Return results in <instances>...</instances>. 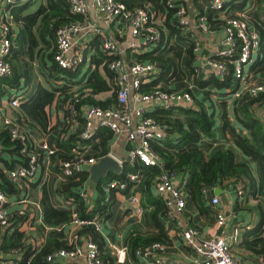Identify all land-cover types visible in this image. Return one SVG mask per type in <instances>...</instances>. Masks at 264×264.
<instances>
[{
    "label": "built area",
    "instance_id": "built-area-1",
    "mask_svg": "<svg viewBox=\"0 0 264 264\" xmlns=\"http://www.w3.org/2000/svg\"><path fill=\"white\" fill-rule=\"evenodd\" d=\"M17 1L0 0V16L1 14L7 16L8 14L3 11L4 8L15 4ZM67 1L69 2L70 11L80 16L81 19L63 25L57 30L55 62L61 69L77 70L80 66L84 67L86 64H89V68L95 69L96 66L93 63L91 64L92 52L88 49L84 39L90 35L97 36L101 50L114 57L110 60L108 68L115 77L116 84L112 86L114 88L110 91L111 94L116 92L117 107H103L90 102L83 106L84 124L76 127L78 123L74 122V126H72V133L78 131L81 139L73 148V153L76 156L74 159L64 161L60 172H53L50 168L51 155L56 154L58 151L56 143L50 145L49 141L44 139L52 133H42L38 130L29 133L24 127V119L20 117V114H18L19 119L2 115V126L9 129L12 139L21 142V153L26 158L25 163H21L10 170L5 169V175L10 181L18 185L21 194L24 185L32 182L40 168L48 163V170L54 175L53 190L66 202V209L74 210L75 207L72 202L67 201L57 192L59 184L79 172L89 171L92 165L100 160L94 156L95 146L100 141L95 137L98 130L109 129L114 136L125 133L131 145L130 156L133 161L138 163L139 168L126 174L124 179H111L106 184V189L109 192L115 189L127 190L130 185L141 187L147 174L143 168L157 167L161 172L154 180V187L157 195L162 198L167 207V215L169 218L172 216L174 219L175 212L181 213L186 209L188 194L183 188L182 179L165 169L162 157L151 146V141H159L167 136L168 126L149 113L160 108L168 111V116H175L172 111H177L181 107L197 109L199 97L194 92L197 88L196 83L192 77L188 85L182 89H169L157 85L149 91H142L141 87L147 77L158 75L161 68L160 64L156 61L127 63L124 59V53L127 51L146 52L148 48L156 46L164 36L166 37L165 17L161 21H157L153 12L146 6L129 5L125 0ZM231 1L211 0V6L215 10H223L224 13V7ZM177 2H180V0H167L166 9L173 7ZM92 11L95 12L94 16H91ZM248 13L249 11L246 9L234 16L224 15L225 37L222 40V49L217 53L216 58L209 60L206 64L218 79L224 81L229 75V67L225 60L227 61L229 57L235 56L236 52L239 51L231 61L233 65L232 77L233 80L237 78V84L234 88L230 86L219 90L218 97L224 99L225 96L223 95H226L231 101L238 102V106L244 97L255 98L259 100L260 105H255L254 108H261L264 111V79H256L251 73V66L256 60V55H258L261 37L257 30L250 27ZM177 15L179 24L185 31H188L191 25L185 5L178 7ZM114 24H120L122 31H128L121 43L106 31L107 27ZM197 28L204 33L215 31L208 24L206 15L198 19ZM12 29L13 26L10 23L0 21V78L9 77L13 74L12 64L8 61V57L14 51ZM193 40L198 43L197 38H193ZM194 49L198 51L199 47L195 46ZM249 64L251 66L247 71ZM87 75L85 73L82 79L85 80ZM61 76L56 85L58 87L63 84L70 85L65 80L66 75ZM81 87V91H79V87H73L75 101L82 102L84 99H93L95 95L88 89H83L85 88L84 84ZM10 89L16 91L15 95L11 97L10 106L17 109L19 113L20 104L24 100L22 95H18L19 91L22 90V86L19 85ZM63 107L64 124L61 130L70 122L65 110L70 111L71 118H74L78 113L74 104H64ZM52 126L54 124L49 123V128ZM41 135L44 136L40 138ZM199 144L207 152L210 146L215 149L230 146L218 123L216 124L215 135L203 134ZM32 148L45 153L43 166L39 161V156L33 152ZM122 172L123 169L120 173ZM89 176H91L90 173ZM89 181H91V178ZM235 189L239 200H242L245 197L243 187L237 185ZM214 190L215 188L205 189L203 192L205 200L213 206H217L220 203V198L214 193ZM18 194L10 195L0 188V244L2 235L12 229L11 221L15 216L24 218L21 230L25 234L26 223L33 222L35 219L30 211V208L35 210L32 198L29 195L19 196ZM81 195L86 200L85 194L81 193ZM109 200L110 195H106V201ZM254 201L257 202V200ZM127 202L136 216L144 212L145 208L137 191L131 192ZM15 204L20 206L14 208ZM87 205L90 208L94 207L93 203L87 202ZM235 205L231 207L229 213H226L222 208L217 210L215 222L217 230L224 229L229 219L234 223L231 229L226 230L221 235L215 234L214 236L205 237L199 228L193 226H188L183 230L184 243L192 249L199 264H264V255L256 261L243 262L234 254V246L239 243L242 229L249 230L253 225V220L241 219L244 216L235 211ZM99 215L97 214L94 220H82L74 212L72 223L67 228V238L71 243H75V247L71 250L62 249L51 253L46 257V260L53 264H59L63 260H83L85 264H103L98 245L89 238L77 234L81 226L88 224L94 225L102 233ZM40 217L42 219V216ZM49 228L52 230L51 227ZM105 240L116 264H164L163 255L167 251L166 243L156 241L144 244L136 250V259L130 255L129 246L114 245L111 241ZM27 241L31 243L28 238ZM15 254H19V251H16ZM2 264H6V262Z\"/></svg>",
    "mask_w": 264,
    "mask_h": 264
},
{
    "label": "trees",
    "instance_id": "trees-1",
    "mask_svg": "<svg viewBox=\"0 0 264 264\" xmlns=\"http://www.w3.org/2000/svg\"><path fill=\"white\" fill-rule=\"evenodd\" d=\"M129 5V0H125ZM138 5L154 1L163 2L167 7V0H137ZM236 1L233 5V13L243 12L247 8L249 0H233ZM238 1V2H237ZM184 5L182 0L175 3L173 7L167 8L165 11L166 31L168 34L167 46L164 49L157 50V55L146 53H135L137 61L143 62L148 59H157L165 63L164 74H170V77L175 79H184L187 72L174 61L173 57H182L183 47L187 46V60L186 67L188 72L195 74V83L198 88H207V94L210 95L214 90H223L233 84L231 79L233 75L232 59L237 56L229 57L227 61L229 67V75L221 81L216 75L209 70L207 79L197 77L194 65V47L195 43L192 34L185 31L179 24L177 15L178 7ZM136 6V5H134ZM219 13L222 10H217ZM218 13H214L217 17ZM233 15V16H234ZM18 19V17H17ZM81 19L80 16L70 11L69 2L67 0H47L41 5L37 12L30 14L24 18L30 26H35L40 22L39 30L40 36L44 42H48L45 29L48 31L49 38L56 44L57 30L63 25L69 24L75 20ZM248 22L251 28L260 33L261 41L258 51V56L251 66V73L257 79L258 75L264 73V0H254V9L248 13ZM33 46H35V37L32 34ZM165 36L163 37V39ZM32 46V49L34 48ZM56 47L53 52L49 54L50 58L54 59ZM99 53L94 58L95 69H91L87 78L78 79L77 75L81 71L61 69L56 65V70H59L58 76L66 75L65 80L68 84L61 86L53 85L52 87H45L39 85L35 94L28 100L21 102L19 107L20 117L24 119V127L29 133L36 130L42 133H52L55 127L49 128V123L52 122V106L57 99H62L64 104H74L77 115L71 118L70 111L65 110L66 115L70 118V122L64 129L60 131L56 138L57 153L51 155V170L53 172H60L62 163L67 160L75 158L73 148L77 142H80L79 132L72 133L74 122L78 126L84 124L83 106L87 103L101 105L103 107L116 104V92L102 101L84 99L82 102H76L74 99L73 87L85 85L92 94L104 93L110 91L114 87H110L107 78L114 83V74L109 70L108 65L110 60L114 57L106 54L103 50H98ZM17 66H14V75L7 78L12 84L19 83L20 72ZM154 83H157L156 81ZM148 84V83H147ZM73 86V87H71ZM152 85L142 87V91L150 90ZM116 95V96H115ZM89 100V101H88ZM199 108L181 107L177 111H172L175 116H168L169 112L163 109L155 111L153 116L161 120L168 126L167 136L159 141H151L152 148L162 157L165 169L174 173L183 181V188L186 193L193 199L195 204L200 209H204L205 203V189H213L216 187H224L230 185H241L244 189V198L237 199L235 211L243 216L244 212L256 211L259 216L257 225L244 233L242 242L234 246V254L240 261H256L259 257L264 255V120L259 114L258 110L254 109L255 105H260L259 100L250 97H244L241 101V112L239 109L235 110L237 121L242 124L243 128L238 129L232 122L227 112L221 114V128L225 134L226 139L230 143L229 147L218 148L211 153H208L200 144L201 136H214L216 132V115L210 112L203 102H199ZM98 136V137H97ZM100 141L95 146L94 156L101 159L108 156L110 153V146L114 139V134L109 129H100L95 136ZM22 144L19 140H14L11 137L8 128L0 126V151L2 153L10 154V159L0 156V188L10 195L19 193L18 185L10 181L5 175V169L10 170L14 168L17 163H25L26 158L21 153ZM33 152L39 156V161L43 166L45 153L36 148H32ZM139 168L136 166L135 169ZM146 174L144 179V189L147 195L149 204L154 205L152 211V221L159 229L157 235L133 236L129 242L130 255L136 258L135 252L144 244L153 243L156 241L166 243L168 239L164 232L163 224L159 221V215L167 214V207L159 196H154L151 193V184L159 176L160 169L157 167H144ZM124 170L119 174H109L102 180L95 183L96 187L102 192L99 199L94 203V207L90 208L86 200L81 195V189L89 182L90 176L88 171H82L75 176L62 181L59 184L57 192L63 196L67 201L72 202L75 209H59L56 208L50 201L47 191L44 192V222L52 228L48 234L45 243L40 248L32 247L28 243L24 231L21 226L24 223V218L15 216L11 221V231L3 234L0 244V253L7 254L2 257L0 254V264H53L46 260V257L56 251L62 249L71 250L75 247V243H71L67 238V228L71 225L74 212L78 214L82 220H94L98 213H104L111 205V200L106 201L104 195L105 184L111 179H124ZM249 200H257L255 206L248 205ZM248 206V207H247ZM58 228H60L58 230ZM79 236H85L91 241L95 242L100 251V257L103 264H116L114 256L108 247L106 240L102 233L92 224L83 225L78 230ZM19 251V254H15ZM9 256V257H8ZM137 259V258H136ZM137 261V260H136Z\"/></svg>",
    "mask_w": 264,
    "mask_h": 264
},
{
    "label": "crops",
    "instance_id": "crops-1",
    "mask_svg": "<svg viewBox=\"0 0 264 264\" xmlns=\"http://www.w3.org/2000/svg\"><path fill=\"white\" fill-rule=\"evenodd\" d=\"M46 1L47 0H18L15 4L4 8L3 11H5L8 14L7 16H5V14H1L0 16V21L8 22L13 26L12 37H13L14 51L8 57V61L11 62L13 67V74L9 77H12L14 75V66H17L20 72V78H19L20 80L17 85L7 81V78L9 77L0 78V126L2 128H4L1 123L2 115L19 119L18 116L19 113L17 109L10 106L11 97L14 96L16 93L15 90H11L10 88H15L16 86L24 85V88H26L25 92L22 94V97L24 98L22 102H24L35 94L40 84L45 87H52L53 85H56V83L59 80V76H58L59 70H56L57 64L55 62V59L49 57V54L53 52L55 47L57 46V41L55 44L51 40V38H49L48 31L50 30V28L47 27L45 29V35L48 42H44L39 33L40 22L35 26H30L29 23L26 20H24L26 16L37 12L38 9L41 7V5L46 3ZM129 2L133 3L131 5H138L139 3V1L137 0H129ZM182 2L184 3L187 9L188 19L191 25L188 32L192 34V38L198 39V43H195L194 41L195 46L199 47L198 51H195L194 49V53H195L194 70L197 77H202L203 79H207V77L209 76L210 67L206 63L209 60L216 58L217 53L222 49V40L225 37L223 17L225 14L234 15L233 5H235L236 1H234V4H233V0L229 4H227L226 7H224V11H225L224 13L223 12L219 13L217 10L212 8L211 0H182ZM144 6H146L151 12H153L155 19L157 21H161L162 19H164L166 13L165 11L166 6H164L162 1H160L159 3L151 1L145 3ZM28 8L30 10V13L26 14L24 9H28ZM246 9L249 12H251V10L254 9V0H249ZM215 12L218 13L217 17H214ZM94 14L95 12L92 11L91 16H94ZM203 15L207 16L208 24L213 30H215L213 33H204L197 28V21ZM26 24L28 25L30 32V44L27 49L28 54L25 53L26 44L23 43V40L21 38V34L23 33V27ZM121 28L122 27L120 24H114L110 27H107L106 31L121 43L128 34V31L124 32L121 30ZM32 34L35 37V42H36L35 46H33L34 38H32ZM168 34H169L168 32L165 33L166 37L164 39L162 38L161 42H159L156 46L148 48L146 52H142V53L143 54L146 53L148 55L154 53L152 56L157 55V50L164 49L167 46V41L169 39L167 37ZM98 39L99 38L97 36H93V35H90L86 37V39H84V42L87 43L88 49L92 52L91 64L92 63L94 64V58H96L95 56L97 55V53H99L98 50H101ZM32 46L34 47L33 49ZM186 52H187V46L185 45V47H183L182 57H173L174 61L177 64H179L180 62L181 65L180 64L179 65L187 72L186 77L184 79H180L182 81H177L178 79H175L172 76L170 77L171 73L164 74L165 63L152 58L143 62H150V61L158 62L161 66L160 71L156 77L153 75L151 76L149 75L147 77L148 80L146 79L147 81L146 80L144 81L142 87L146 85L149 86L152 85L153 88L154 86L160 85L169 89H179V88L182 89L188 85L192 77L194 78L195 81V74L187 71V67L185 63V60H187ZM135 53L136 52L131 50L124 53L125 61L127 63L137 61V58L134 56ZM184 63H185V67L183 65ZM80 68L81 71L84 70L83 66H80L78 69ZM258 76L259 78H264V73ZM231 79L233 80V77H231ZM113 80L114 83L111 82V79L107 78V82L108 85H110V87L116 84L115 77H113ZM155 81L157 83H154ZM233 84H234V80H233ZM196 87L198 86L196 85ZM152 88H150V90ZM210 88L214 89V91L216 90L213 87ZM197 90H199V88H196L194 92L199 97V99L197 100L198 108L200 105L199 102L200 101L203 102L206 108L210 112L216 115V121L218 124H220V126H222L221 114L222 112H227L234 125L238 129L243 128L242 124L239 121H237V118L235 116L236 109H239V112L242 114L241 106H240L241 104L238 106L239 104L238 102L234 100L231 101L226 95H223L225 96L224 99H220V97H218V93L214 92L213 90L211 91H213L214 95L213 98L211 99L203 94L200 95L201 92H197ZM203 90H208V89L205 88ZM145 91H149V90H145ZM102 94L103 93H96L93 99H91V102L93 100L102 101L97 98L99 95ZM209 97H211V94L209 95ZM61 100H62L61 98L57 99L52 106L53 109L52 123L55 126V130L52 132V134H49L48 136H46V138H44L49 141L50 145H54L55 139L59 136L61 127L64 124V107H63L64 103L61 102ZM107 107L115 108L117 107V104H112ZM157 110H160V108L156 109L155 111ZM255 110H258L259 114L262 116V119L264 120V111L261 108ZM155 111L149 114L153 115ZM42 136L44 135H41L40 138ZM130 150H131V145L125 133L116 135L114 137L112 144L110 146L109 155L119 163L123 171L124 170L126 171L123 175L135 171L136 166L139 167L138 163L132 160L130 156ZM214 150L216 149L210 146V148L208 149V153H211ZM0 156L8 160L10 159V154L8 153H2L0 151ZM20 164L21 163H17L14 166V168ZM47 164L45 163V166L40 168L39 172L37 173L36 177L32 180V182H29L26 185H24L21 194L20 192L18 194L19 196L29 195L34 201L35 210L31 209L30 207L29 208L35 219L33 222L26 223L27 224L26 237L31 242V245L34 248H40L45 243L48 234L51 232V229L48 227V225H46L43 219L44 192L47 191L51 203L56 208L59 209L67 208L66 202L53 190L52 181L54 175L48 170L49 167ZM109 174H111L112 176V174H119V173L110 171L100 180H102L104 177H106ZM154 184H155L154 182L151 184V193L154 196H158ZM132 186L130 185L127 190L122 191L115 189L109 192L105 186L104 195L105 197L106 195H110L111 205L104 213H98L100 214L99 222L101 225V231L104 239L111 241L114 245L129 246V242L133 236L157 235L160 232L152 221L151 214L152 211L154 210V205L149 204L147 201V195L144 189L145 187L144 182H142L141 187H137V186L132 187ZM220 188H221L220 193L214 192L220 198V203L217 206H213L210 202L205 201L204 209H200L199 206L195 204L193 199L189 195H187L188 201H187L186 209L181 213L175 212L174 219L172 218V216L171 218H169L167 214L159 215L158 217L159 221L163 224L164 232L168 239V242H166L167 251L163 255L164 264H199L195 259L194 252L192 251L191 248H188L186 246L182 237L183 230L186 229L188 226L199 228L203 232V235L205 237L214 236L215 234L221 235L226 230L232 228L234 223L230 219L224 229L217 230L215 228L216 213L217 210H220L218 208H222L226 213H229L231 207L235 205L236 202L238 201L235 185L228 184L227 186ZM134 191H137L138 194L141 196L142 204L144 205L145 208L144 212L138 216H136L133 213L132 207H130V205L127 202L129 195L131 194V192ZM80 192L85 194L86 201L90 204L92 203L94 204L95 202H97L96 200L99 199L100 194L102 193L96 187V185L91 184V181H89L88 184L84 186ZM250 203L253 204L254 201H251ZM15 205L16 206L14 208L20 206L19 204L18 205L15 204ZM40 216H42V219ZM243 216L244 218L241 219L246 220L247 217L245 215ZM257 223L258 222H253L251 229H253L257 225ZM242 230L243 231L240 235V238L241 236L244 237V233L248 231L247 229H242ZM240 238H239V242H240ZM0 254L2 257L7 256V254L4 253H0ZM246 261L249 262L248 259H246L245 262ZM59 264H85V262L83 260L80 261L63 260L60 261Z\"/></svg>",
    "mask_w": 264,
    "mask_h": 264
},
{
    "label": "rangeland",
    "instance_id": "rangeland-1",
    "mask_svg": "<svg viewBox=\"0 0 264 264\" xmlns=\"http://www.w3.org/2000/svg\"><path fill=\"white\" fill-rule=\"evenodd\" d=\"M38 5H39V3H38ZM24 11L26 12V14H29L30 13L29 8L28 9H24ZM21 38L23 40V43L26 44L25 53L28 54V50L27 49H28L29 44H30V32H29V28H28V25L27 24L23 27V33L21 34ZM257 56L258 55H256L255 59L257 58ZM185 63H186V60H185ZM185 63L183 64L184 67H185ZM179 64H180V62H179ZM250 66H251L250 64L247 66V71L250 69ZM90 70H91V68H89V64H86L84 66V70L83 71H80L79 74L77 75V78L78 79H81L84 76V74L85 73L88 74ZM177 81H182V80H177ZM236 84H237V78H236V80H234V84H233L232 88H234L236 86ZM25 90H26V88H24V85H22V90L19 91L18 95H22L25 92ZM199 90H197V92H201L200 95L203 94V95H205L206 97H208L210 99L213 98V95H214L213 92L211 93V97H209V95L206 94V91L207 90H203L201 88H199ZM214 92L219 93L218 90H215ZM110 96H111V91H105L102 95H99L97 98L100 99V100H105V99H108ZM226 108H227V105H226ZM225 111H227V110H225ZM91 184L95 185V182L91 181ZM251 201H254V200H249V204L248 205L255 206L257 204V202H255V201L252 204V203H250ZM128 207H129V205H128ZM243 214L247 217L248 220H252V219L253 220H256V221H253V222H258L259 221V216H258V214H257L256 211H253L251 213L250 212H247V213L244 212ZM242 240H243V237L241 236L240 242H242Z\"/></svg>",
    "mask_w": 264,
    "mask_h": 264
},
{
    "label": "water",
    "instance_id": "water-1",
    "mask_svg": "<svg viewBox=\"0 0 264 264\" xmlns=\"http://www.w3.org/2000/svg\"><path fill=\"white\" fill-rule=\"evenodd\" d=\"M114 171L120 173L122 171L119 163L110 155L101 158L97 163L92 165L89 169L91 181L97 183L100 179L105 176L108 172ZM221 188L217 187L215 193H220Z\"/></svg>",
    "mask_w": 264,
    "mask_h": 264
}]
</instances>
